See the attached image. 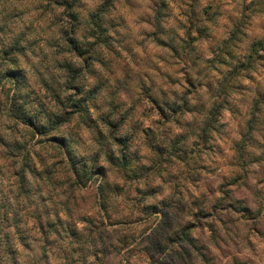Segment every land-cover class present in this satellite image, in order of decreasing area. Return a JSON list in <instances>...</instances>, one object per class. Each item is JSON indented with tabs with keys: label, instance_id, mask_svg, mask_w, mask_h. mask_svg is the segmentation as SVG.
Segmentation results:
<instances>
[{
	"label": "clouds",
	"instance_id": "clouds-1",
	"mask_svg": "<svg viewBox=\"0 0 264 264\" xmlns=\"http://www.w3.org/2000/svg\"><path fill=\"white\" fill-rule=\"evenodd\" d=\"M0 264H264V0H0Z\"/></svg>",
	"mask_w": 264,
	"mask_h": 264
}]
</instances>
